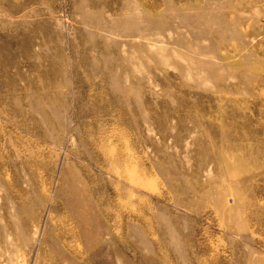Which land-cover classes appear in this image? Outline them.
<instances>
[{
	"label": "rangeland",
	"instance_id": "rangeland-1",
	"mask_svg": "<svg viewBox=\"0 0 264 264\" xmlns=\"http://www.w3.org/2000/svg\"><path fill=\"white\" fill-rule=\"evenodd\" d=\"M0 264H264V0H0Z\"/></svg>",
	"mask_w": 264,
	"mask_h": 264
}]
</instances>
